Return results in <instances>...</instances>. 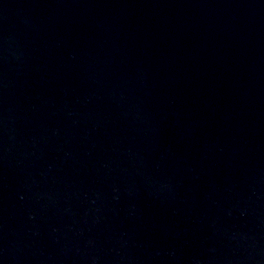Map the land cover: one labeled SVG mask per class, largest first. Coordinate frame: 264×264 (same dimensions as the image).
<instances>
[{"label":"water","instance_id":"95a60500","mask_svg":"<svg viewBox=\"0 0 264 264\" xmlns=\"http://www.w3.org/2000/svg\"><path fill=\"white\" fill-rule=\"evenodd\" d=\"M0 264H264V0H0Z\"/></svg>","mask_w":264,"mask_h":264}]
</instances>
